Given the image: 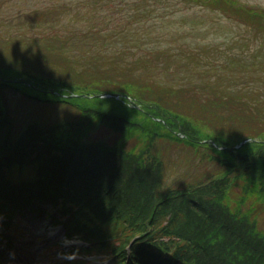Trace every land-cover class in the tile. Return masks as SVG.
<instances>
[{"label":"trees","instance_id":"trees-1","mask_svg":"<svg viewBox=\"0 0 264 264\" xmlns=\"http://www.w3.org/2000/svg\"><path fill=\"white\" fill-rule=\"evenodd\" d=\"M185 1L196 5L207 1V6L220 10L229 18L237 14L249 21L254 16L264 22V9L241 5L238 0ZM243 42L237 40L232 46H246ZM263 47L261 44L254 50L255 60L251 63L233 60L244 69L258 68L255 75L262 82ZM35 53L27 50L21 55L0 53V88L16 91L37 103H67L75 110L53 123L44 119L32 120L20 133L16 120L0 100V200L3 199L0 212L4 210L10 217V213L15 212L19 196L27 192L41 194L46 202L64 196L66 201L79 206L75 215L77 220L71 228L84 230L91 240L99 244V250H111L120 262L126 260L127 243L137 237L131 245L136 264H160L162 261L169 264L167 260H160V255L173 251V246L178 249L176 254L189 264H264V231L258 227L256 219L254 221L249 214L232 207L228 195L232 193L233 179L237 174L242 176L243 171L235 172L246 168L251 159L248 175L264 172V167L252 169L259 162L264 165V142L245 144V148H255L248 155L232 150L234 148L229 142L235 139L227 142L214 138L219 147H212L207 142L212 137L206 121L196 122L190 118L191 114L178 116L165 91L152 90L151 93L148 87H139L137 82L127 80L125 73L135 75L129 68H120V72H124L119 75L124 78L120 82L117 77H101L117 81L112 84L114 87L101 90L103 85H99L95 77L85 82L81 78L72 85L46 74L49 67L53 69L55 66L46 61L49 63L47 66L39 51ZM231 56L234 58L236 55ZM186 57L196 61L198 53L190 48ZM105 82L114 83L111 80ZM249 82L256 83L257 79ZM182 87L184 84L180 86V92ZM138 88L144 94L137 92ZM167 89L172 91L170 86ZM190 90L194 89L190 87ZM103 91L127 93L138 100L140 108L123 100L94 96ZM174 92L177 95V90ZM70 93L87 96H62ZM101 128L113 130L119 138L113 143L91 139L92 131ZM236 135L233 133L234 138ZM247 136L264 140L261 132ZM137 138L141 142L140 150L127 145ZM160 140L184 143L199 151L203 158H207L206 149H209V160L218 169L209 178L185 182L164 191L160 187V177L165 170L161 167L162 160L157 155L154 158L150 156L155 142ZM222 146L229 148L232 154L228 155ZM251 151L254 154H249ZM228 158L235 162L227 161ZM13 176H18L21 183L12 184L10 177ZM260 177L258 186L252 189H256L262 201L264 174ZM112 236H117L118 245L105 241ZM164 238L168 240L164 241Z\"/></svg>","mask_w":264,"mask_h":264},{"label":"rangeland","instance_id":"rangeland-1","mask_svg":"<svg viewBox=\"0 0 264 264\" xmlns=\"http://www.w3.org/2000/svg\"><path fill=\"white\" fill-rule=\"evenodd\" d=\"M238 2L264 9V0ZM204 3L196 5L185 0H0V53L21 55L25 50L39 51L45 62L55 66L54 70L49 67L46 74L72 85L81 78L85 82L95 77L98 84L103 85L101 90L117 83L108 77H117L119 82L124 80L119 77L120 73L124 74L120 68H129L135 75L125 73L127 80L137 82L139 87H148L151 93L165 91L178 116L191 114L190 118L196 122L206 121L212 137L208 143L212 147H219L214 138L227 142L235 139L229 142L232 150L248 155L255 148H245L244 143L240 145L248 138L246 134L264 133V82L255 75L258 68L244 69L233 60L252 62L254 50L264 44V22L252 14L248 15L252 21L237 14L229 18L220 10L207 6V1ZM237 40H243L246 46L238 44L233 47ZM190 48L198 53L196 61L186 57ZM262 53L264 55V47ZM140 57L143 59H138ZM105 76L108 77L101 79ZM254 78L256 83L249 82ZM105 80L114 83L107 84ZM168 86L172 91L167 89ZM189 86L194 90L191 91ZM156 87L164 89L157 90ZM137 92L144 94L139 88ZM4 94V104L14 117L17 116L21 127L35 117L53 122L75 110L66 104H36L9 90ZM233 133L238 137L234 138ZM90 138L113 143L119 134L101 128L92 131ZM172 141H156L150 156L157 155L162 160H159L161 167L176 170L179 180L176 186L209 178L218 169L209 160V149H206L207 158H203L199 151ZM127 145L137 147V150L142 148L138 138ZM224 148L228 155L232 154L225 146L221 149ZM253 151L249 154H254ZM237 157L244 159L243 156ZM252 160L246 168L235 172L243 171L242 176L237 174L233 179L232 193L228 195L231 206L249 214L254 221L256 219L258 227L264 231V200L261 201L256 189H252L258 186L260 174L264 172L248 175ZM254 165L252 169L264 167L260 162ZM171 187L175 186H168ZM50 225L47 220L32 231L41 235L45 226L50 230ZM15 226L19 227V236L26 235L17 242L22 247L8 250L0 264H115L102 251L73 257L68 253L72 247L84 249L81 238L68 239L62 234L50 244L37 242L24 225ZM51 229L55 231V228ZM29 243L32 248H25ZM47 245L53 248L46 249ZM9 260L11 262L7 263Z\"/></svg>","mask_w":264,"mask_h":264},{"label":"clouds","instance_id":"clouds-1","mask_svg":"<svg viewBox=\"0 0 264 264\" xmlns=\"http://www.w3.org/2000/svg\"><path fill=\"white\" fill-rule=\"evenodd\" d=\"M178 173L175 169L166 168L160 177V187L162 190H168V186H175L178 182Z\"/></svg>","mask_w":264,"mask_h":264},{"label":"water","instance_id":"water-1","mask_svg":"<svg viewBox=\"0 0 264 264\" xmlns=\"http://www.w3.org/2000/svg\"><path fill=\"white\" fill-rule=\"evenodd\" d=\"M248 140H245L243 143L247 142Z\"/></svg>","mask_w":264,"mask_h":264}]
</instances>
